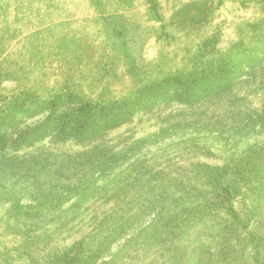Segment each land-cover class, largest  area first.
<instances>
[{
    "label": "rangeland",
    "instance_id": "1",
    "mask_svg": "<svg viewBox=\"0 0 264 264\" xmlns=\"http://www.w3.org/2000/svg\"><path fill=\"white\" fill-rule=\"evenodd\" d=\"M218 62L228 80L203 91ZM173 74L189 101L59 131ZM1 121L0 264H264V0H0Z\"/></svg>",
    "mask_w": 264,
    "mask_h": 264
},
{
    "label": "trees",
    "instance_id": "2",
    "mask_svg": "<svg viewBox=\"0 0 264 264\" xmlns=\"http://www.w3.org/2000/svg\"><path fill=\"white\" fill-rule=\"evenodd\" d=\"M243 3V2H242ZM227 64L224 62H218L214 69H209V72L205 74L203 78L208 80L205 85H203V91L206 90L207 85L217 80H228V77H224L223 74L226 72ZM223 75V76H222ZM202 78V80H203ZM194 81V80H193ZM187 80L182 79L180 75L173 74L162 77L158 80H154L149 84L137 89L134 93L133 98L116 100L108 105L92 104L90 102L82 103L75 110L63 113L60 118V123L57 124L59 131L68 132L71 131L75 135L88 137L94 133L99 132L109 126L120 123L130 109L139 103L146 102L147 100H155L161 96H167L168 98L176 97L178 101L184 102L189 101L195 93L192 92V86L187 84ZM175 88V89H173ZM180 90V95L178 96V90ZM173 95V96H172ZM57 98V99H56ZM60 101V96L55 97L48 101L47 107L54 110L58 107ZM107 113L105 119L98 118V115ZM48 120H55L54 118H48ZM5 121H1L0 124L3 125ZM47 125L45 122L43 125H35L33 127L26 128L21 135V139H29L37 136L41 129ZM209 172L219 171L224 173V167L210 169L206 168ZM220 177L216 174V180ZM214 192L216 194L217 204L219 207L226 209L227 211H232L231 209V199L234 196V185L232 181L220 180L218 179L214 184ZM78 252L73 253V255H64L62 258L58 259L59 264H76ZM260 256V253H258Z\"/></svg>",
    "mask_w": 264,
    "mask_h": 264
}]
</instances>
